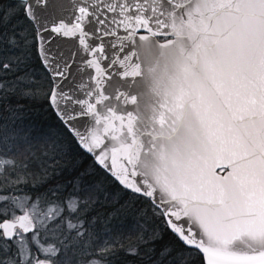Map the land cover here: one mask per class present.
I'll list each match as a JSON object with an SVG mask.
<instances>
[{
	"label": "snow or ice",
	"instance_id": "snow-or-ice-1",
	"mask_svg": "<svg viewBox=\"0 0 264 264\" xmlns=\"http://www.w3.org/2000/svg\"><path fill=\"white\" fill-rule=\"evenodd\" d=\"M0 100V264H264V0H0Z\"/></svg>",
	"mask_w": 264,
	"mask_h": 264
},
{
	"label": "rangeland",
	"instance_id": "rangeland-1",
	"mask_svg": "<svg viewBox=\"0 0 264 264\" xmlns=\"http://www.w3.org/2000/svg\"><path fill=\"white\" fill-rule=\"evenodd\" d=\"M8 3H11L9 0H7ZM18 101L19 105V114H20V121L22 125H30L35 128H43L48 129L50 127H55L57 124L56 117L53 116V113L48 109L47 102L42 98L38 97L35 99L30 98H22V97H13L11 102L13 104H16ZM4 108V102L3 100H0V115L3 113ZM50 160H47V165L49 166L48 162ZM85 162L86 167H82V163ZM51 163L54 165V172L56 176L60 178L55 177H48L46 179L47 183L46 185L41 186V190L47 188V187H56L57 185H63L66 188L70 190V184L71 182H68V180L61 179L62 175L64 178L69 175L70 173L77 170L78 174L81 171H84L86 169H91L92 164L85 161V158L79 154V152L75 148H68L63 156L56 157L55 160H51ZM84 168V169H83ZM77 176V175H76ZM59 180V181H58ZM26 191L31 192L33 191V188L31 185H28L25 188ZM107 197V198H106ZM122 199L117 195V189L113 188L112 186H108L106 189V193L102 194L100 196L99 202L92 205L88 212V217L91 218L95 217L96 214L99 212L96 211L98 206H102L104 204V208L106 206L113 207V212L110 210L109 212H112L111 215L115 212H117V209L120 208V204L122 203ZM117 205V208L115 207ZM116 210V211H115ZM97 213H96V212ZM105 213L107 211L105 210ZM110 215V216H111ZM99 219V218H98ZM113 223H123L124 225L131 224L133 222V217L131 215H121L117 214L115 219H113ZM128 220V224L127 221ZM130 220V221H129Z\"/></svg>",
	"mask_w": 264,
	"mask_h": 264
},
{
	"label": "trees",
	"instance_id": "trees-1",
	"mask_svg": "<svg viewBox=\"0 0 264 264\" xmlns=\"http://www.w3.org/2000/svg\"><path fill=\"white\" fill-rule=\"evenodd\" d=\"M53 116H54V114H53ZM55 117V116H54ZM80 154V153H79ZM81 155V154H80ZM82 156V155H81ZM85 158V161L86 162H88V163H93L92 162V160L91 159H89L88 157L86 158V157H84ZM48 164H49V166L47 165V160H38V161H35L34 163H33V165H32V168H31V170L34 172V173H37V174H40V172H41V168L43 167V168H45L46 170H47V177H46V179H48V177H55V178H60V177H58V176H56L55 174H53V172H54V168H53V164L51 163V160L48 162ZM82 167H86V164H85V162H83L82 163ZM84 169V168H83ZM77 173V170L76 171H74V172H72V173H70L69 175H67L65 178H64V176L62 175V178L61 179H64V180H68V182H71V180L74 178V177H76V174ZM59 181V180H58ZM116 208H117V205L115 206ZM111 209H114V206L113 207H109V206H106L105 208H104V204H102V206H98V208H97V210L96 211H98L99 213L98 214H96L95 215V217L98 219L99 218V220H103V218H105V217H110V215H111V213L114 211V210H111ZM105 210L107 211V213H105ZM112 211V212H109L108 213V211ZM95 211V212H96ZM116 211V210H115ZM97 213V212H96ZM94 216V215H93ZM92 216V217H93ZM130 221V220H129ZM113 222H114V220H113ZM127 222V224L129 223L128 222V220L126 221ZM130 224V223H129ZM128 262H129V264H136V261L135 260H133L132 258H128Z\"/></svg>",
	"mask_w": 264,
	"mask_h": 264
},
{
	"label": "water",
	"instance_id": "water-1",
	"mask_svg": "<svg viewBox=\"0 0 264 264\" xmlns=\"http://www.w3.org/2000/svg\"><path fill=\"white\" fill-rule=\"evenodd\" d=\"M11 1H14V0H11Z\"/></svg>",
	"mask_w": 264,
	"mask_h": 264
}]
</instances>
